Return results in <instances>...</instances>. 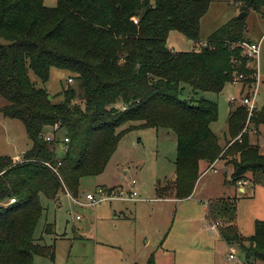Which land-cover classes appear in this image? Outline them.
<instances>
[{
	"label": "trees",
	"instance_id": "obj_1",
	"mask_svg": "<svg viewBox=\"0 0 264 264\" xmlns=\"http://www.w3.org/2000/svg\"><path fill=\"white\" fill-rule=\"evenodd\" d=\"M231 1L247 14L264 8V0ZM210 2L56 0L50 7L44 0H0V95L7 102L0 111L22 121L31 141L23 155L33 159L12 165L10 155L0 156V202L16 201L0 206V264H34L35 256L54 261L53 246L36 237L35 230L46 211L42 198L55 200L63 190L42 163L58 156L44 140L55 124L69 138L59 172L74 195L84 178L104 172L122 136L134 128L175 134V198L188 197L200 169L206 171L217 160L236 158L233 182L245 170L264 175V154L240 133L248 116L245 106L229 112L225 137L232 141L224 150L211 129L218 104L206 96L221 93L230 82L238 69L233 56L246 62L238 48L227 46L246 40L244 19L233 18L214 30L207 37L213 46L174 51L167 45L172 31L199 43L200 19ZM52 67L72 74L74 85L63 88L59 102L28 73L45 83ZM238 71L252 72L245 66ZM250 121L255 131L264 128V106ZM234 217L220 228L221 237L230 245L247 242V260L264 263V220H255L253 234L244 237ZM42 232L53 234V224L45 222ZM147 264H155L153 256Z\"/></svg>",
	"mask_w": 264,
	"mask_h": 264
},
{
	"label": "rangeland",
	"instance_id": "obj_2",
	"mask_svg": "<svg viewBox=\"0 0 264 264\" xmlns=\"http://www.w3.org/2000/svg\"><path fill=\"white\" fill-rule=\"evenodd\" d=\"M44 4L55 6L56 0H44ZM240 13V6L231 0H211L200 19L201 41ZM243 19L245 39L258 42L261 38L255 98L259 108L264 106V8L260 13L250 11ZM167 45L176 51H188L193 46L175 31L169 34ZM28 73L32 81L48 91L54 102L63 99V88L74 85L68 82L72 74L64 69L52 67L45 83H40L31 70ZM251 92V82L230 81L221 93L206 95L218 104L217 120L211 123V129L224 150L232 141L229 136L225 137L229 112L240 104V97H249ZM230 97L235 99L231 101ZM6 103L0 95V108ZM248 117L240 133L247 134L250 144L258 143L260 153L264 154V128L252 129ZM30 147L22 121L5 117L0 111V156L24 154ZM56 152L62 155L59 149ZM175 158L173 132L155 128L126 131L104 172L81 181L80 199L83 200L86 192L95 193L100 186L116 194L120 190L129 192L133 186L139 199H110L89 207L71 204L63 191L55 200L42 198L46 211L35 235L43 236V242L53 246L54 261L35 256L34 264H147L152 256L155 264L255 263L253 259L247 260L248 243L244 242L242 247L237 243L228 244L221 237L220 228L231 222L234 214L238 233L244 237L253 234L255 220H264V175L253 176L245 170L240 183L233 182L232 161L236 158L217 160L213 166L216 171L200 169L202 173L192 193L178 199L173 193ZM132 180L136 181L134 185ZM70 210L72 215L79 213L82 218L75 220ZM45 222L53 224V234L42 232ZM230 247L235 249L234 258H228Z\"/></svg>",
	"mask_w": 264,
	"mask_h": 264
},
{
	"label": "built area",
	"instance_id": "obj_3",
	"mask_svg": "<svg viewBox=\"0 0 264 264\" xmlns=\"http://www.w3.org/2000/svg\"><path fill=\"white\" fill-rule=\"evenodd\" d=\"M260 43H261V39L258 42H252V41L245 40V41H238L235 43H227V46L230 49L238 48L240 50L241 55L244 56L246 59V62L244 64L240 58L235 57V56L232 57L231 61L234 64V66H237L236 68L238 69L234 70L230 81L231 83L239 84L247 80H250L249 82H251L252 84V92L249 95V97L246 95L240 97V104L245 106V108L247 109L248 116H249L248 119L250 118L251 114L257 108L255 98H256L257 87L259 84L257 61H258V57L260 53ZM206 46H213V44L209 43L206 39V40H202L199 43H196L195 45H193L192 49L194 48L197 50V49H200L201 47H206ZM242 66H245V68L252 70V72L250 74H244L243 72H239L238 70ZM68 81L70 82L71 79L69 78ZM234 99H235L234 97H230L231 101ZM58 136H60V138ZM57 139H59V141ZM44 140L47 143H49L53 149L55 150L59 149V151H61L62 154H64L67 151V148H68L67 143L69 141V138L62 135L61 130L57 124H55L52 127V129L44 135ZM28 160H33V159H26L23 154H16L14 156H11L12 165L23 163ZM42 163L60 179L63 185L62 191L64 195L67 197V199L70 201V203L73 205L90 207V206L97 205L101 201L110 200V199L129 200V201H136L139 199L137 197L138 192L135 188H133V186L129 192L120 190L117 194L116 192L107 191L106 187L100 186L96 189L95 193H92V192L84 193L83 197L85 199L83 198V200H81L80 199L82 197L81 193L78 195L72 194L62 181V178L59 172V168L61 166L60 156L56 157L55 162L47 160V161H42ZM214 163L208 168V170L216 171V169H213ZM135 183H136L135 180L131 181L132 185H134ZM238 183L240 182L238 181ZM15 202H16L15 199L11 197L5 201L0 202V206L7 208L8 206L14 204ZM69 212L72 218H74L75 220H80L82 218V216L79 213L72 215L73 212L71 210ZM235 253H236L235 249L230 247V253H229L228 258H234ZM249 264H254V263L249 262Z\"/></svg>",
	"mask_w": 264,
	"mask_h": 264
},
{
	"label": "water",
	"instance_id": "obj_4",
	"mask_svg": "<svg viewBox=\"0 0 264 264\" xmlns=\"http://www.w3.org/2000/svg\"><path fill=\"white\" fill-rule=\"evenodd\" d=\"M247 15L246 11H241V13L237 16V19H243Z\"/></svg>",
	"mask_w": 264,
	"mask_h": 264
},
{
	"label": "crops",
	"instance_id": "obj_5",
	"mask_svg": "<svg viewBox=\"0 0 264 264\" xmlns=\"http://www.w3.org/2000/svg\"><path fill=\"white\" fill-rule=\"evenodd\" d=\"M261 39V38H260ZM174 51H176V50H174ZM258 144V143H257ZM259 146V145H258ZM20 154H22V153H20ZM6 155V154H5ZM16 155V154H15ZM10 156H13V155H10ZM103 187H105V186H103ZM240 190H243V187H240Z\"/></svg>",
	"mask_w": 264,
	"mask_h": 264
}]
</instances>
